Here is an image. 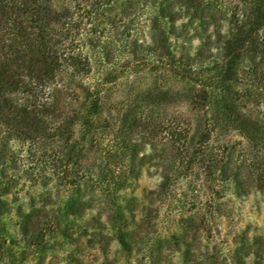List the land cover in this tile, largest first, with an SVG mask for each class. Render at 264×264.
Returning <instances> with one entry per match:
<instances>
[{"label": "trees", "instance_id": "trees-1", "mask_svg": "<svg viewBox=\"0 0 264 264\" xmlns=\"http://www.w3.org/2000/svg\"><path fill=\"white\" fill-rule=\"evenodd\" d=\"M142 15L148 23V45L131 34ZM193 40L199 45L190 53ZM121 49L134 59L124 68L147 67L151 72L159 68L168 81L179 80L185 86L178 91L167 87L158 98L150 91L140 105L127 110L118 135L110 147L102 148L106 163L100 161L98 174L90 176L83 161L102 144L95 137L94 117L107 95L80 84L78 78L89 75L99 58L112 64ZM114 80L116 76L108 73L102 84L113 85ZM72 84L73 91L67 94L80 100V107L66 114L56 86L68 92ZM177 101L188 103L195 112L192 124L157 119V106ZM261 106L264 0H0V264L19 262L15 246L24 245L28 251L21 255L27 257L64 244L76 251L69 255V264H86L87 248L98 249L103 264H115L119 259L107 257L113 242L119 246L116 254L127 259L147 248L152 264L165 263L171 251L180 253L185 264L191 260L217 264L215 246L210 253L199 252L205 221L196 218L195 202L188 203L190 213L180 232L146 247L153 239L152 222L159 208L150 205L173 195V183L182 177L178 173L173 181L177 165L184 176L203 169L207 179L219 186H209L217 196L231 191L246 197L252 188L263 190ZM77 124L83 131L75 139ZM215 130L238 133L247 151L255 152L251 156L256 163L238 166L227 152L232 147L212 141ZM159 136L164 141L157 147L154 141ZM147 145L161 155H143ZM19 151L25 154L21 157ZM164 153L166 159L161 157ZM18 156L23 164H18ZM153 160H161L163 167L157 189L146 195L150 207L135 197L120 200L117 193L140 175L144 161ZM22 179L45 192L27 213L19 209L20 236L15 238L4 222L12 209L6 198L17 192L13 190ZM98 196L104 200L94 205ZM236 237L239 245L230 257L232 264H249L251 257L253 264H264L263 237L250 240L246 231ZM172 244L175 249L169 250ZM43 262L44 256L35 264Z\"/></svg>", "mask_w": 264, "mask_h": 264}, {"label": "rangeland", "instance_id": "rangeland-1", "mask_svg": "<svg viewBox=\"0 0 264 264\" xmlns=\"http://www.w3.org/2000/svg\"><path fill=\"white\" fill-rule=\"evenodd\" d=\"M117 5H119V3ZM132 30L131 34H134V37L138 38V42L140 44H149L150 35L148 23L145 21L144 15L140 16L139 20L134 23ZM190 45V53H193L195 48L199 45V42L197 40H193ZM115 54L117 55V58L113 60L112 64H106L99 58L98 61L93 62L92 70L89 75L83 78H78L80 84L82 83L87 87L96 88L101 95H107L101 112L97 117H94L95 126L98 127V132H96L95 137L98 136L97 140H99L102 144H99V149L94 148L90 151L87 161H83V168L89 171L90 176L91 174L95 176L98 174L97 168L100 161L106 163L107 157H105L102 148L105 146L110 147L108 143L111 145L115 136L118 135L120 120L127 110L140 105L141 100L145 98L150 91L152 94L157 95L155 98H158L160 92L167 87H170L171 90L178 91L183 89L185 86V83L179 80L168 81L165 73H162L159 68H157V71L154 72H151L147 67H140L137 70L134 68L126 69L124 67L134 60L133 56L129 55L128 52H123V50L122 53L119 50V53L115 52ZM108 73H111L112 76H116V80H114L113 85L102 84L104 83V79L108 77ZM67 74L63 75L66 79L69 78V75ZM73 86L74 84H72V86H68L70 88L68 92H66V88H60L59 85L56 86L57 91L59 89L57 94L60 98L61 111L66 114L71 110L80 107V100H77L75 96V98H73V95L72 97L69 96V94L73 91L71 90L74 88ZM79 93L80 91L78 90V96H80ZM142 107H146V105H143ZM263 107L264 106H261L258 109L263 111ZM147 108L148 107L145 108V111H147ZM156 117L158 120L166 122L176 121V123L180 124L184 122L192 124L195 120V112L192 110L191 106L188 105V103L184 101H177L170 104L162 103L157 106ZM74 131L76 139L82 134L83 128L81 127V124H77L74 127ZM215 131L216 132L213 133L214 137L212 141L215 140L214 143L218 142L232 147L233 151L227 152L232 154V159L238 166H241L242 164L246 166L249 162H254L251 155L255 152L247 151L248 149L245 140L239 136L238 133L233 130L228 133H219V130ZM163 141L164 139L159 136L155 139L154 144H156L157 147H160ZM89 145L90 142H87L86 148H88ZM16 148L20 149L17 146ZM24 152L25 151H19L18 155L22 157L25 154ZM161 153L162 151H159V153H157V151H152L150 145H147L142 152L143 155L151 154L153 156L155 155L154 157L161 155ZM166 154L167 153H164L161 157L164 156L166 159ZM20 156H18V164H23L24 162ZM153 161L154 162L152 163L144 161L140 175L136 179L133 178L128 181L126 190L117 193L120 200L135 197L140 201V203L143 202L144 205L147 204L148 207L151 206L150 208H154L157 205L159 206L157 217L154 218L152 222L153 226L151 237H153V239H150L146 247L153 244L156 239L169 238V236L173 233L181 231L182 220L190 213L187 212L189 207L188 203L190 202L199 204V209H197L198 213H196L197 217H195L198 219V217L200 218V216H202L205 221L200 230L199 252L203 253L206 250L210 253L212 252V248L215 246L217 248L215 250L218 252L217 264H232L230 257L239 245V241L236 236L243 231L247 232V237L250 240L255 237H263L264 239V188L263 190L255 191L254 188H252L253 191L246 197H236L235 193L231 191H226L223 195L217 196L212 192L209 186L216 188L219 186H216V183H211L207 179L203 169L195 168L193 170L194 172L184 176V170L179 167L181 165H177V162H175V165H177L175 167H178V169L176 173L172 174L174 176L173 181L178 173H180L179 176L182 177L173 183V195L168 197L163 203H159L157 201L155 204L150 205L146 202V200L150 202L148 200L149 197L146 198V195H148L150 191L157 189L161 181V172L163 167L161 160ZM255 163L256 160L254 164ZM110 165L111 167H114L113 162ZM23 180L24 179L19 181L14 188L13 191L17 192L8 195L6 198L11 201L12 209L11 212L4 217V222L7 225L9 235L15 238L20 236L18 231V225L21 221L18 216L19 209H21L23 213H27L31 203L34 202V204H36L38 201H41L38 196L45 192L43 187H33L29 182H23ZM52 192L54 193V188L52 189ZM95 194L99 195V192H96ZM52 200H54V198H52ZM94 200V205H97V203L100 205L99 202H103L104 198L102 196H98ZM140 203H138L139 206ZM182 203H187V205L181 207ZM122 205L125 204L122 203ZM88 213L90 215H94L95 211H90ZM137 215L139 216L138 213ZM101 219L102 221L104 220V215ZM56 240L64 242L63 238L60 236H57ZM53 241L54 240L50 241V246L54 243ZM82 243H84V240ZM118 248V244L113 242L108 252L109 254L107 255L109 260H113L115 258L119 259L115 264H152L148 259L147 252H145L147 248H145L140 254L134 255L130 259H127L125 256L123 257L120 253L116 254ZM12 249L18 253L17 258L19 262H13L14 264H35L37 259L43 256V264H69V255L76 252L73 250L71 245L67 244L55 247L53 250L49 248V251H46L45 253H38L35 255L31 253L27 257L21 255L22 250H25L26 252L28 251L24 245L19 247L15 246L14 248L12 247ZM173 249H175V246L172 244V247L169 250ZM166 255L168 260H166L163 264H185L178 252L174 254L171 251ZM84 256H86V264H103L104 256L98 249L87 248L85 249ZM8 262V260H4L3 264H9ZM197 263L198 262H195V260L186 262V264ZM248 263L253 264L252 257L248 259ZM207 264L215 263L210 261Z\"/></svg>", "mask_w": 264, "mask_h": 264}]
</instances>
